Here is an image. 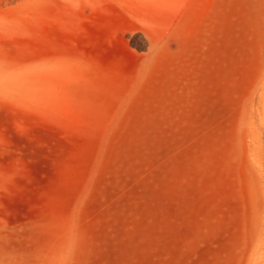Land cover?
I'll return each instance as SVG.
<instances>
[{"label": "rangeland", "instance_id": "1", "mask_svg": "<svg viewBox=\"0 0 264 264\" xmlns=\"http://www.w3.org/2000/svg\"><path fill=\"white\" fill-rule=\"evenodd\" d=\"M0 264H264V0H0Z\"/></svg>", "mask_w": 264, "mask_h": 264}, {"label": "bare ground", "instance_id": "2", "mask_svg": "<svg viewBox=\"0 0 264 264\" xmlns=\"http://www.w3.org/2000/svg\"><path fill=\"white\" fill-rule=\"evenodd\" d=\"M29 74V73H28ZM262 105V104H261ZM262 108H263V106H262ZM262 111V110H261ZM260 119V118H259Z\"/></svg>", "mask_w": 264, "mask_h": 264}]
</instances>
